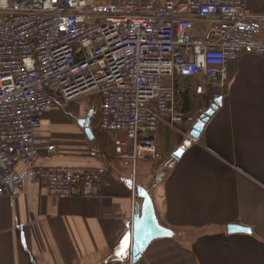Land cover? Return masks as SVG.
I'll use <instances>...</instances> for the list:
<instances>
[{
    "label": "built area",
    "instance_id": "2783aa9c",
    "mask_svg": "<svg viewBox=\"0 0 264 264\" xmlns=\"http://www.w3.org/2000/svg\"><path fill=\"white\" fill-rule=\"evenodd\" d=\"M247 53L264 55V13L244 0H0V198L13 202L27 182L100 195L104 166L38 165L41 149L58 152L44 144L43 118L79 99L91 102L83 118L121 134L116 157L149 158L158 174L171 156L157 148L159 122L202 115L176 106L179 82L198 77L213 104L227 64Z\"/></svg>",
    "mask_w": 264,
    "mask_h": 264
},
{
    "label": "crops",
    "instance_id": "0c3cea01",
    "mask_svg": "<svg viewBox=\"0 0 264 264\" xmlns=\"http://www.w3.org/2000/svg\"><path fill=\"white\" fill-rule=\"evenodd\" d=\"M244 1L264 13V0ZM227 76L213 104L198 77L179 82V109L196 119L213 113L197 138L190 136L195 122H159L157 148L171 156L158 174L149 158L132 164L116 157L113 139L121 134L101 130L96 120L86 133L76 102L52 107L41 129L58 154L41 149L38 165L104 166L100 195L53 196L27 182L13 202L0 198V264H264V55H240L227 64ZM137 187L172 234L151 240L133 262ZM230 225L250 231L229 233Z\"/></svg>",
    "mask_w": 264,
    "mask_h": 264
},
{
    "label": "water",
    "instance_id": "95a60500",
    "mask_svg": "<svg viewBox=\"0 0 264 264\" xmlns=\"http://www.w3.org/2000/svg\"><path fill=\"white\" fill-rule=\"evenodd\" d=\"M213 113V109H207L194 123L190 131V136L197 138L201 130L203 129L205 123L207 122L209 116ZM85 130L86 133H90L89 129V114L85 118H81L78 122ZM178 150L174 153L175 159L179 157ZM137 199H141V204L135 202L134 204V215L132 218V261L135 262L141 256V253L145 250L147 245L151 240L155 238H162L171 236L172 232L166 227L159 224L153 202L149 194L141 187H137L136 190ZM229 233L232 232H243L249 233V228L230 225L227 227Z\"/></svg>",
    "mask_w": 264,
    "mask_h": 264
},
{
    "label": "rangeland",
    "instance_id": "374dc122",
    "mask_svg": "<svg viewBox=\"0 0 264 264\" xmlns=\"http://www.w3.org/2000/svg\"><path fill=\"white\" fill-rule=\"evenodd\" d=\"M85 103H91V102H86V100L85 99H79V100H77L76 101V106L78 107V109H81V107L85 104ZM75 120V119H74ZM51 143H53V144H55L56 145V143L54 142V141H51ZM56 148H57V145H56ZM57 151H58V149H57ZM57 154H58V152H57ZM151 174V171L149 170V173H148V178L149 179H151L152 181H154V182H156L157 181V177H155V176H152V174Z\"/></svg>",
    "mask_w": 264,
    "mask_h": 264
}]
</instances>
